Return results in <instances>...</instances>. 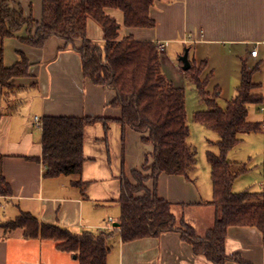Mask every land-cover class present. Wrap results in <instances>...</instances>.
Masks as SVG:
<instances>
[{
	"label": "crops",
	"instance_id": "obj_1",
	"mask_svg": "<svg viewBox=\"0 0 264 264\" xmlns=\"http://www.w3.org/2000/svg\"><path fill=\"white\" fill-rule=\"evenodd\" d=\"M13 6L40 19L41 0H16ZM106 12L120 26L119 38L131 35L154 41L161 52L164 47L183 52L187 49L190 65L203 66L200 78L209 75L205 90L210 94L218 90V99L227 100L236 94L242 64L248 69L257 66L252 80L258 84L255 92L262 100L251 112L247 109V118L260 123L261 128L242 134L227 154L230 161L249 167L242 174L249 178L237 177L232 190L263 192L264 112L260 108L264 107V0H155L149 8L155 22L151 28L126 27L120 10ZM25 34L22 27L16 36L2 41L4 64L10 66L24 55L32 64L33 77L12 80L15 89L7 104L0 86V183L3 178L10 187V195L0 192V223L28 212L40 222L57 224L73 233L108 231L118 222L122 174L132 181L130 171L140 169L146 160L150 162L153 146L116 121H110L107 130L98 121L84 129L85 160L80 175L45 177L44 167L37 160L42 153L41 127L33 123L34 116L41 120L46 115L118 118L120 109L110 104L115 98L111 88L94 84L82 75L76 51L80 39L67 44L51 36L36 48L17 38ZM86 37L103 47L102 28L92 18L86 21ZM254 48L255 56L251 54ZM77 179L87 182L83 194L72 183ZM197 179L161 173L145 185L154 187L156 195L171 204L177 224L183 220L201 237L213 226L215 208L206 204L212 198L210 174L205 185L198 184ZM250 181H256L255 185L246 186ZM57 243L49 238H27L21 230H13L0 237V264H79ZM110 244L106 264H212L194 254L176 231L122 242L117 228ZM225 252L245 262L229 260L225 264H264V233L253 226H229Z\"/></svg>",
	"mask_w": 264,
	"mask_h": 264
},
{
	"label": "trees",
	"instance_id": "obj_2",
	"mask_svg": "<svg viewBox=\"0 0 264 264\" xmlns=\"http://www.w3.org/2000/svg\"><path fill=\"white\" fill-rule=\"evenodd\" d=\"M15 1L0 0V86L5 103H9L10 93L15 89L14 78L33 77L32 64L26 56L22 55L10 66H6L2 58L3 39L16 36L25 27V36L17 38L36 48H41L51 36H58L67 44L80 39L76 51L80 56L82 75L94 84L111 88L115 98L110 104L120 109L118 118L43 116L40 125L42 153L37 160L44 167V176L80 175L85 160L84 129L98 121L106 130L110 121L118 122L122 128L133 129L143 142L152 144L153 151L150 162L146 160L140 169L130 171L132 181L122 174L118 199L120 213L117 226L112 229L99 233H73L21 212L0 223V237L21 230L22 236L27 238L57 241V247L72 253L79 264H106L110 239L117 228L122 242L176 231L191 245L194 254L202 255L212 264H225L229 260L245 263L238 256L226 254L227 228L253 226L264 233V191H233V181L249 167L246 163L227 160L225 156L240 142L242 134L261 128L260 123L247 118L248 104H259L262 100L261 94L255 92L258 84L252 80L257 66L248 69L242 64L236 94L224 104L218 101V90L212 94L205 90L209 75L200 78L202 64L198 67L191 64L183 70L205 105V109L193 113L192 120L218 136L214 142L218 152L206 153L212 187V198L206 204L214 206L215 219L213 226L200 237L183 220L177 224L171 204L158 197L154 187L150 189L145 185L148 179L155 181L161 173L190 178L195 168V152L188 143L184 90L167 80L163 73L158 44L131 35L119 38L120 26L106 12L107 9L120 10L126 27L151 28L155 22L149 16V8L155 0H41L39 20L31 13L25 15L20 6L14 7ZM88 18L102 28L103 47L86 37ZM72 183L83 194L87 182L77 179ZM0 192L10 195V187L3 178Z\"/></svg>",
	"mask_w": 264,
	"mask_h": 264
},
{
	"label": "rangeland",
	"instance_id": "obj_3",
	"mask_svg": "<svg viewBox=\"0 0 264 264\" xmlns=\"http://www.w3.org/2000/svg\"><path fill=\"white\" fill-rule=\"evenodd\" d=\"M164 52L160 53V63L161 69L165 74L167 80L171 81L173 84L181 86L184 90L185 96V112H186V122L189 127L188 143L195 152V168L190 173L191 177L198 178V184H203L209 180L210 166L206 158L207 151L214 153L218 152L217 146L214 142L218 139L215 132L209 130L205 126L198 124L192 120V115L195 111L205 109L204 103L199 99L196 89L189 78L186 76L185 72L179 66V61L177 59L183 53V50H174L170 47H164ZM188 58L191 60V54L189 53ZM220 104H224L225 100L218 99ZM256 104H248L247 109H255ZM251 116H249L250 118ZM228 153V152H227ZM226 153V159L228 154ZM242 163V162H239ZM244 174V173H243ZM68 177V175H63ZM240 180L243 178H249L250 175H240ZM63 177V178H65ZM239 177V176H238ZM252 181V180H251ZM248 182L247 185H255L256 181ZM243 183V182H241ZM242 185V184H241ZM243 189V186H240ZM249 187V186H248ZM255 188L256 186H251ZM233 189L236 187L233 186ZM242 191V190H241Z\"/></svg>",
	"mask_w": 264,
	"mask_h": 264
},
{
	"label": "water",
	"instance_id": "obj_4",
	"mask_svg": "<svg viewBox=\"0 0 264 264\" xmlns=\"http://www.w3.org/2000/svg\"><path fill=\"white\" fill-rule=\"evenodd\" d=\"M188 50L185 49L183 54L179 56V61L181 63V69L182 70H187L190 67V62L188 60V56H187ZM115 226H117L115 224Z\"/></svg>",
	"mask_w": 264,
	"mask_h": 264
},
{
	"label": "built area",
	"instance_id": "obj_5",
	"mask_svg": "<svg viewBox=\"0 0 264 264\" xmlns=\"http://www.w3.org/2000/svg\"><path fill=\"white\" fill-rule=\"evenodd\" d=\"M256 53H257V50H256L255 48L251 50V54H252L253 56H255ZM260 110H261L262 112H264V107H261ZM33 123L36 124V125H39V126H40V125H41V119L38 118L37 116H34V118H33ZM263 127H264V123H263ZM108 221L111 222L112 219H111V218H108Z\"/></svg>",
	"mask_w": 264,
	"mask_h": 264
}]
</instances>
